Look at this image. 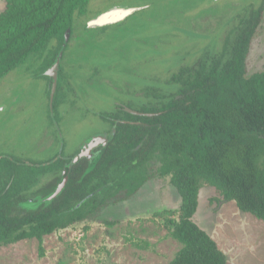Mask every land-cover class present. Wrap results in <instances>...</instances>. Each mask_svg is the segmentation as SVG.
<instances>
[{
  "label": "trees",
  "instance_id": "1",
  "mask_svg": "<svg viewBox=\"0 0 264 264\" xmlns=\"http://www.w3.org/2000/svg\"><path fill=\"white\" fill-rule=\"evenodd\" d=\"M89 2L2 0L0 79L32 59L40 61L41 77L50 80L43 74ZM263 12L264 0L243 9L219 49H203L167 82L149 86L151 93L140 105L115 104L101 118L108 125L107 145L93 162L82 159L72 167L65 188L52 201L45 200L78 151L66 158L60 152L55 162L59 153L38 166L0 159V244L36 239L43 255L44 236L82 222L89 205L97 209L121 191L126 196L136 192L146 181L139 171L158 156V175L169 177L181 199L178 220L168 221L169 236L180 249L168 264H226L193 218L199 191L207 186L264 223V69L248 74L246 65ZM64 81L59 67L52 108L56 125ZM133 245L145 249L148 243Z\"/></svg>",
  "mask_w": 264,
  "mask_h": 264
},
{
  "label": "rangeland",
  "instance_id": "2",
  "mask_svg": "<svg viewBox=\"0 0 264 264\" xmlns=\"http://www.w3.org/2000/svg\"><path fill=\"white\" fill-rule=\"evenodd\" d=\"M262 1L90 0L74 18L62 53L58 125L50 105L52 79L41 77L40 61L29 59L0 79V159L46 165L55 154L82 148L108 129L98 113L106 116L115 104L140 105L151 84L167 82L203 49H219L243 9ZM116 7L139 10L110 26L86 27ZM246 65L248 74L264 69V12ZM159 166L154 156L139 171L146 181L136 192L121 191L97 209L89 205L82 222L44 236L43 255L36 239L0 244V264H168L180 249L168 221L178 220L181 199L169 177L158 175ZM193 220L226 264H264V223L222 200L214 188L200 189ZM143 241L145 249L133 245Z\"/></svg>",
  "mask_w": 264,
  "mask_h": 264
},
{
  "label": "water",
  "instance_id": "3",
  "mask_svg": "<svg viewBox=\"0 0 264 264\" xmlns=\"http://www.w3.org/2000/svg\"><path fill=\"white\" fill-rule=\"evenodd\" d=\"M2 0H0L1 2ZM139 9L136 8H112L102 14H99L97 17L91 19L88 23H87V28L88 29H94V28H101V27H106V26H110L116 23H119L123 20H125L127 17H129L130 15L134 14L135 12H137ZM70 36V30H67L64 36V43L62 45V49L61 51L58 53L57 58L54 62V64L43 74L45 76H47L48 78L52 79V84H51V91H50V105L51 102H53L54 99V95L57 89V82H58V73H59V67H60V62H61V58H62V53H63V49L66 46V43L68 41V38ZM130 111V110H128ZM130 113L133 114H137L135 112L130 111ZM106 139L103 137H99V138H93V140H91L87 146L85 147V149L83 151H81V153H79L77 156H75L72 161L71 164L68 167V170L71 168V166L75 163H77L81 158H83L85 155H89L90 151L95 148L97 145H99L100 143L105 144ZM68 180V171H64L63 173V179L62 181L59 183V185L57 186L56 190L53 192L52 195H50L48 198H46L45 201H52L53 199L57 198L60 193L63 191V189L66 186Z\"/></svg>",
  "mask_w": 264,
  "mask_h": 264
},
{
  "label": "flooded vegetation",
  "instance_id": "4",
  "mask_svg": "<svg viewBox=\"0 0 264 264\" xmlns=\"http://www.w3.org/2000/svg\"><path fill=\"white\" fill-rule=\"evenodd\" d=\"M89 22V21H88ZM87 22V23H88ZM87 27V26H86ZM67 43H68V41H67ZM66 43V44H67ZM151 86H155V85H152L151 84ZM134 102V101H133ZM121 106V105H120ZM123 106H126V105H123ZM128 110H130V109H128ZM130 111H132V110H130ZM132 112H135V111H132ZM135 113H137V114H134V115H140V113H138V112H135ZM101 116V118L102 117H104V114L103 113H98V117H100ZM101 123L102 124H104V122L101 120ZM106 130L105 131H99V134L97 135V136H95L94 138H99V137H103V138H105L106 139V142H105V144H102V143H100L99 145H97L95 148H93L91 151H90V153H89V155H85L83 158H81L79 161H81L82 159H87V160H90V161H92L93 162V160L97 157V155H98V150H99V148L101 147V146H105V145H107V142H108V138H107V135H106ZM91 140H93V138L91 139ZM91 140H89V141H87V143L82 147V148H79V149H77V150H75V151H72L71 153H69V154H65V156H63V157H67V156H69V155H71V154H73L74 152L76 153V151H78V153H77V155L79 154V153H81V151H83L84 149H85V147L87 146V144L91 141ZM77 155H75V156H77ZM58 158H61V156H58L57 158H55L53 161L55 162L56 160H58ZM78 161V162H79ZM77 162V163H78ZM77 163H75V164H77ZM46 164V163H45ZM48 164V163H47ZM71 164V163H70ZM75 164H73L72 166H71V168L68 170V168L67 169H65V170H63L62 171V175H63V173H64V171H68V175H69V173H70V171H71V169H72V167L75 165ZM69 167V166H68ZM69 177V176H68ZM63 179V178H62ZM62 181V180H61ZM68 181V180H67ZM67 184V183H66ZM59 185V184H58Z\"/></svg>",
  "mask_w": 264,
  "mask_h": 264
}]
</instances>
